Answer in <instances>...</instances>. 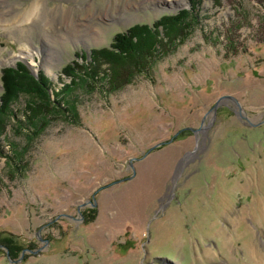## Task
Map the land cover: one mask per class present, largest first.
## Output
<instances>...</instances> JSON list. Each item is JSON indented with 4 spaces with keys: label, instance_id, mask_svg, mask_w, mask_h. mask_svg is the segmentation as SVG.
I'll list each match as a JSON object with an SVG mask.
<instances>
[{
    "label": "rangeland",
    "instance_id": "374dc122",
    "mask_svg": "<svg viewBox=\"0 0 264 264\" xmlns=\"http://www.w3.org/2000/svg\"><path fill=\"white\" fill-rule=\"evenodd\" d=\"M178 1L42 0L23 25L0 0V95L23 60L53 100L64 66ZM197 1L125 85L78 84L68 112L23 91L0 114V239L22 246L0 264H264V0Z\"/></svg>",
    "mask_w": 264,
    "mask_h": 264
},
{
    "label": "trees",
    "instance_id": "16d2710c",
    "mask_svg": "<svg viewBox=\"0 0 264 264\" xmlns=\"http://www.w3.org/2000/svg\"><path fill=\"white\" fill-rule=\"evenodd\" d=\"M190 3L189 8L181 9L176 14L162 16L153 23L152 27L147 24H135L127 31L117 32L108 47L92 50L90 59L85 63L73 61L64 66V74L70 78V82L64 83L59 91H53L55 96L53 100L49 92L51 82L45 75L40 73L38 77L33 76L22 61L17 62L15 66L2 67L0 114L12 112L11 102L16 100L18 94L23 91L29 93L36 105H39L44 112L50 111V108L57 112L60 110L68 112L74 106V102L70 101L67 95L78 84L86 86L88 81L109 79L110 87L114 90L125 85L133 78L135 72L143 71L148 66V62L152 63L153 54H158L159 48L164 45L157 25L162 26L170 34L177 32V25L182 24L188 27L192 25L188 15L197 8L198 1L190 0ZM191 19H194L193 15ZM27 107L29 114H25L27 120L24 123L32 125L38 118L35 117V110ZM37 130L38 128L35 133ZM0 244L5 246L9 255L13 257H16L22 249L18 240L12 236L1 237Z\"/></svg>",
    "mask_w": 264,
    "mask_h": 264
},
{
    "label": "clouds",
    "instance_id": "9594fccd",
    "mask_svg": "<svg viewBox=\"0 0 264 264\" xmlns=\"http://www.w3.org/2000/svg\"><path fill=\"white\" fill-rule=\"evenodd\" d=\"M13 7L17 15L22 18L23 25H33L41 21L44 8L42 0H27L26 3L14 0Z\"/></svg>",
    "mask_w": 264,
    "mask_h": 264
},
{
    "label": "water",
    "instance_id": "95a60500",
    "mask_svg": "<svg viewBox=\"0 0 264 264\" xmlns=\"http://www.w3.org/2000/svg\"><path fill=\"white\" fill-rule=\"evenodd\" d=\"M22 61H23V60H22ZM23 62H24V61H23ZM231 99L235 102V104H236V105L238 106V108H239V111L241 112V107H240V105H239L237 99H235L234 97H231ZM215 106H216V104H215ZM215 106H213V107H215ZM189 129L193 130V128H191V127H189ZM157 145H158V144L154 145L153 147H155V146H157ZM148 151H149V150H148ZM128 178H129V177H128ZM89 202H90V201H89ZM91 202L93 203V205L96 204V199H95L94 195L92 196V201H91ZM86 203H87V202L78 205V207H77L78 211H79L80 208H81L82 206H84ZM24 251H25V250H24ZM24 251H23V252H24ZM7 254H8V253H7Z\"/></svg>",
    "mask_w": 264,
    "mask_h": 264
},
{
    "label": "bare ground",
    "instance_id": "6f19581e",
    "mask_svg": "<svg viewBox=\"0 0 264 264\" xmlns=\"http://www.w3.org/2000/svg\"><path fill=\"white\" fill-rule=\"evenodd\" d=\"M181 4H182V0L178 1V5L180 6ZM36 53H37V51H34V52H33V54H36ZM19 57L26 58L27 55H26V54H21V55H19Z\"/></svg>",
    "mask_w": 264,
    "mask_h": 264
}]
</instances>
